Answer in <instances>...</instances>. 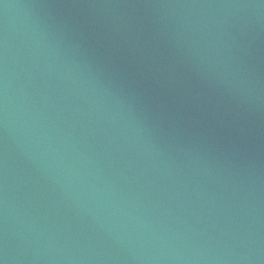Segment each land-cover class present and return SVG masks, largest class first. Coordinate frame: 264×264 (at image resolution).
Wrapping results in <instances>:
<instances>
[{"label":"water","instance_id":"1","mask_svg":"<svg viewBox=\"0 0 264 264\" xmlns=\"http://www.w3.org/2000/svg\"><path fill=\"white\" fill-rule=\"evenodd\" d=\"M0 264H264V0H0Z\"/></svg>","mask_w":264,"mask_h":264}]
</instances>
